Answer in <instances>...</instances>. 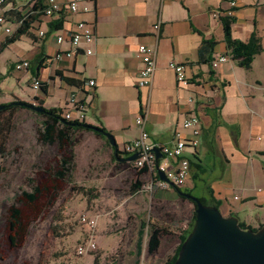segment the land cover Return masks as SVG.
Returning <instances> with one entry per match:
<instances>
[{
	"label": "crops",
	"instance_id": "crops-1",
	"mask_svg": "<svg viewBox=\"0 0 264 264\" xmlns=\"http://www.w3.org/2000/svg\"><path fill=\"white\" fill-rule=\"evenodd\" d=\"M229 1L85 0L93 12L84 15L61 12L52 18L33 15L29 38L26 37L29 44H20L21 37L4 47L8 38L4 28L9 26L12 34L18 14L31 10L28 0H8L0 9V15L11 12L6 15L9 24L0 25V106L19 101L38 102L45 110L63 109L69 94L76 93L77 100L88 103L85 123L111 134L121 152L125 144L139 136L135 120L146 101L143 130L160 145H169L175 131L187 136L188 132L180 126L194 113L200 120L199 146L195 151L186 149L184 156L193 160L195 154L193 161L198 168L190 169V179L180 189L191 194L195 182H201L199 199L213 200L223 217L235 216L250 228L263 226L264 0H233L232 40L247 43L254 36L262 48L249 69H242L231 60L213 69L211 65L200 64L197 57L203 41L214 43L212 58L226 56L223 28L215 14L224 12ZM77 21L91 24L92 55L86 56L79 50L72 59L53 61L55 53L70 50L67 34ZM157 22L160 28L156 35L152 28ZM40 31L45 33L43 38L38 37ZM56 35L64 38L60 46L54 41ZM140 45L154 50L156 55V68L148 89L136 87L141 68L137 55ZM7 53L10 56H5ZM19 61H29V70L16 72L14 65ZM171 62L184 65L188 86L176 83L168 68ZM33 76L43 84V90L36 92L30 88ZM65 79L92 80L95 86L86 92L81 86L68 85ZM28 87L35 94L26 100L22 96ZM109 151L111 156L110 148ZM173 166L174 160H170L165 169ZM137 173L149 178L147 189L156 192L157 200L178 198L171 186L159 189L152 185L148 168Z\"/></svg>",
	"mask_w": 264,
	"mask_h": 264
},
{
	"label": "rangeland",
	"instance_id": "rangeland-1",
	"mask_svg": "<svg viewBox=\"0 0 264 264\" xmlns=\"http://www.w3.org/2000/svg\"><path fill=\"white\" fill-rule=\"evenodd\" d=\"M21 42L29 44L26 37ZM25 93L26 100L35 94L29 87ZM40 122L31 110L18 112L10 123L6 154L0 157V264H164L192 206L178 198L157 200L156 192L147 189L149 178L138 175L130 164L112 161L104 140L90 132L75 133L70 152L43 145L38 139ZM61 158L70 159L69 172L64 181L53 183L45 172ZM135 181L141 187L131 193ZM195 184L191 194L199 198L202 183ZM33 186L39 195L29 205L22 192L31 193ZM10 207L20 211L19 230L9 229ZM83 216L96 221V250L79 256L76 248L90 231ZM140 224L147 226L137 256ZM150 225L165 231L152 254L147 252Z\"/></svg>",
	"mask_w": 264,
	"mask_h": 264
},
{
	"label": "built area",
	"instance_id": "built-area-1",
	"mask_svg": "<svg viewBox=\"0 0 264 264\" xmlns=\"http://www.w3.org/2000/svg\"><path fill=\"white\" fill-rule=\"evenodd\" d=\"M160 3H178L181 0H158ZM4 1L0 0V9L2 8ZM30 8H36L34 13H40L44 18H52L54 15L61 12H66L70 15H84L93 12V8L85 5V0H70L66 3H60L57 0H28ZM235 8V1L228 2V7L224 12H218L215 16L219 19L232 18ZM9 24V20L2 12L0 15V25ZM160 24L155 23L153 31L157 35L159 32ZM4 34L6 37H10L11 29L9 26L4 28ZM45 33L40 31L38 33L39 38H43ZM56 45L60 46L64 38L61 35L54 37ZM67 42L70 46V50L66 52H57L52 56V60L55 62H61L63 60L72 59L74 54L82 50L84 55H92L91 45L94 43V34L91 24L86 21H77L73 28L67 34ZM2 42L0 41V46ZM137 55L141 63V68L137 74L136 87L138 89H148L151 85L152 78L156 68V55L155 51L149 49L143 45L138 46ZM230 59L226 56H216L211 61V67L214 69L218 65L228 62ZM29 61H19L14 65L16 72H22L29 70ZM168 68L174 73L176 83L180 86H188L189 80L185 75V67L182 64L169 63ZM81 87L86 92L92 90L95 86L92 80L81 81ZM40 81L37 78L32 77L30 79V88L33 91L38 92L41 90ZM188 103L192 104V100L189 99ZM88 103L86 101L77 100L76 93H70L65 107L63 108L62 118L68 122H76L78 124H85ZM148 102L141 107V113L136 118L135 124L140 128L139 136L128 144H125L122 152L126 156L137 154L138 158L131 164L133 169L138 172L144 168L150 170L149 176L152 185H156L157 188L162 189L165 186L174 185L177 188H182L186 182L190 179V167L189 161L184 156L186 149L195 151L199 146V140L201 137L200 120L196 114L190 113L181 123V130L187 131L188 135L185 136L179 131H175L169 145H160L150 140L148 134L143 130ZM158 151L161 155L160 160H156L154 151ZM174 160V166L170 170H166L167 162ZM158 162V163H156ZM162 172L164 178L170 183L167 184L158 179L156 169ZM84 226L89 228V232L85 233L83 242L76 248V254L79 256L86 255L88 252L96 250V246L93 242L92 235L95 229V219L83 216L81 218ZM183 229H186L184 226Z\"/></svg>",
	"mask_w": 264,
	"mask_h": 264
},
{
	"label": "trees",
	"instance_id": "trees-1",
	"mask_svg": "<svg viewBox=\"0 0 264 264\" xmlns=\"http://www.w3.org/2000/svg\"><path fill=\"white\" fill-rule=\"evenodd\" d=\"M3 1L5 3L8 0H3ZM36 10L37 7L32 8L24 15L18 14V18L16 19L15 22L16 29L10 35V37L6 39L5 43L3 44L4 47L19 40L21 37L29 38V28H30L29 25H30V20L32 18L31 16L40 14V13H34ZM10 13L11 12H8L7 14H5V16L9 15ZM232 20H233L232 18H223V17L219 18V21L223 28V40L227 50L226 56H228L231 61L235 62L238 67L247 70L250 68L253 58L259 53H261L262 48L260 46L259 39H257L254 36H252L247 43H241L232 40L230 33V24ZM213 47H214L213 42L203 41L201 43L197 52L198 62L200 64L211 65V61L213 59L212 58ZM38 68H40V66ZM210 75H213V72H210ZM33 77L37 78L36 76ZM64 81L68 85L74 87H80L82 85L81 82H75L73 80L65 79ZM224 86L225 85L223 84V87ZM40 87L41 90H43V84H40ZM24 104L26 103L15 101L9 104L1 105L3 106V109L0 110V157H4L6 154L8 136L10 133V123H12L14 116L18 112L26 109L23 106ZM63 111L64 109H51V110H45V114L36 113L41 120L39 125L40 129L38 131V139L43 145L53 146V147L55 146L59 152H64L67 150L70 152V148L72 145V136L77 132L86 131L104 140L105 144L111 150V156L113 161L123 160L121 156H126V154L119 151L117 145L111 147L108 141L103 137V134L108 132H106L103 128L93 127L87 125L86 123L78 124L76 122H68L62 118ZM94 129H97L98 132L94 131ZM231 129L233 130L234 128ZM193 160H196L195 154H193ZM193 160L190 159L188 160L190 169L192 167L198 168ZM69 162H70L69 158H61L56 163V166H50L49 171L45 172L49 180H51L53 183L54 182L56 183L57 181H64L66 179V175L69 172L68 171ZM128 164L132 165L131 163ZM196 176L197 174H194L193 177L195 178ZM140 186L141 184L139 182L132 183L130 186L131 193H136L140 189ZM171 188L177 195L178 199H180L181 201H186L192 206V212L189 221L187 222L186 225H184L186 226V229H183L184 228L183 226L179 231V234L177 236L178 244L176 245V248L172 256L169 259H167L164 262V264H174L180 246L185 240L188 233L190 232L195 219V213H194L195 203L189 200V197L192 195L188 191L181 190L180 188H177L174 185H171ZM31 189H32L31 193L22 192V196L26 199L29 205L34 204L37 201V196L39 195V188L33 186ZM197 200L203 205L214 206L217 208V204L213 200L205 201L204 199H199V198H197ZM9 213L10 214H9L8 225L10 231L17 230L18 228L20 229V223H21L20 211L13 207H10ZM238 225L242 230L252 229L253 231H256L258 228L261 227L259 226L258 228H250L249 226H246L241 222H239ZM146 226L147 224L145 225L140 224V230L138 231V236L135 243V251L137 256L140 254L142 230ZM149 227H150L149 229L150 232L147 240V252L149 254H152L158 249L160 244V237L162 234L165 233V231L161 230L160 228L154 225H150ZM51 231L54 232V228L52 226H51ZM94 264H97V261H95Z\"/></svg>",
	"mask_w": 264,
	"mask_h": 264
},
{
	"label": "water",
	"instance_id": "water-1",
	"mask_svg": "<svg viewBox=\"0 0 264 264\" xmlns=\"http://www.w3.org/2000/svg\"><path fill=\"white\" fill-rule=\"evenodd\" d=\"M26 109L45 114L42 106L24 104ZM3 106H0V110ZM94 131L98 132L97 129ZM111 147L115 140L109 133L103 134ZM156 160L161 159L158 151H154ZM137 154L127 156L122 161L132 163ZM158 179L170 185L162 172L158 171ZM195 203V219L193 226L180 246L174 264H264V225L256 231L242 230L235 216L223 217L214 206L201 204L197 198L190 196Z\"/></svg>",
	"mask_w": 264,
	"mask_h": 264
}]
</instances>
